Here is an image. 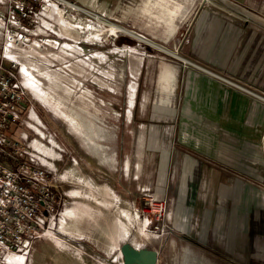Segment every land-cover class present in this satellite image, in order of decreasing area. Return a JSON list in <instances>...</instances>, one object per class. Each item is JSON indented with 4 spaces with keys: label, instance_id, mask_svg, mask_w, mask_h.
Segmentation results:
<instances>
[{
    "label": "rangeland",
    "instance_id": "1",
    "mask_svg": "<svg viewBox=\"0 0 264 264\" xmlns=\"http://www.w3.org/2000/svg\"><path fill=\"white\" fill-rule=\"evenodd\" d=\"M71 3L144 40L66 6L41 16L47 44H29L20 69L24 102L48 137L56 197L10 264H124L127 242L157 251L156 264H264V141L258 148L257 137L226 123L221 102L218 111L196 84L186 87L202 73L195 63L225 69L220 48L235 39L223 33L257 29L264 39V0ZM120 36L134 43L118 44ZM167 65L176 85L159 107ZM217 74L224 80L210 78L224 91L232 80ZM151 200L165 204L156 223ZM67 207L77 211L68 234Z\"/></svg>",
    "mask_w": 264,
    "mask_h": 264
},
{
    "label": "built area",
    "instance_id": "2",
    "mask_svg": "<svg viewBox=\"0 0 264 264\" xmlns=\"http://www.w3.org/2000/svg\"><path fill=\"white\" fill-rule=\"evenodd\" d=\"M60 6L62 0H0V264L25 255L44 214L53 210V161L42 122L24 102L27 72L20 62L29 44L43 50L41 16H62ZM149 205L151 223H156L165 204L151 200Z\"/></svg>",
    "mask_w": 264,
    "mask_h": 264
},
{
    "label": "crops",
    "instance_id": "3",
    "mask_svg": "<svg viewBox=\"0 0 264 264\" xmlns=\"http://www.w3.org/2000/svg\"><path fill=\"white\" fill-rule=\"evenodd\" d=\"M71 1L75 2L76 0ZM78 1L82 5L88 6H90L92 2H95V5H97L98 1L103 4L105 2V0ZM84 10L88 11L86 9ZM98 16L100 15L98 14ZM100 17L104 19L102 16ZM117 26L123 28L120 25ZM123 29L125 30V28ZM260 32L261 31L257 29H239L238 31L223 33L224 35H226L227 38L235 39V41L233 42L227 40L225 42V45L221 46L223 48H220V66H225V69L219 71L213 68V71H209L203 66H199L195 63L196 67L202 70V73L197 74L195 80L196 82L194 81V78H191L187 82L186 86L187 88H194V85L196 84L199 89V92L203 93L205 97L204 103L208 105L214 102L216 105L215 108L218 111H220L219 104L222 103L221 109L223 112V119L227 120L226 123H228V119H230V122L231 124H233V126L236 127L237 125H240V132L248 131V133L250 134V138L252 139H256L257 137V141L259 142V145L257 146L258 148H261L263 146V144L261 145L260 140L262 139V143L264 141V98H262L256 93H252L241 85H237L236 83L242 84L254 92L256 91L264 94V39L259 38V36L262 35ZM130 33L131 32H129L128 35L132 36L133 38L139 37L138 35H136L137 37H134V35ZM138 39L144 40L141 37H139ZM204 71L209 75H205ZM217 73L231 79L233 82L229 80L231 82L229 83L241 90L239 91L238 89L231 87L230 85L226 86V89L223 91L221 85H219L215 80H212L210 78H214L215 76L219 79L224 80ZM175 78L176 71L174 67H172L171 65L163 67L159 77V82L161 83L159 86L160 98L156 102L159 107H167L172 103L173 90L176 85ZM211 88H213L214 91L212 93L209 92L208 94L207 90H211ZM205 93L207 96L205 95ZM251 95L260 99H253ZM186 103L189 104L190 100H186ZM240 119H242V123ZM233 132L237 133L236 131ZM240 132L238 134H240ZM70 176L73 177L74 174L70 173ZM77 193H79V191H77ZM76 213L77 211L73 207H67V209H65L62 213L63 219L61 227L64 233L68 234V231H71L70 229H68V226L66 227V225H68V218L73 219L74 215L76 216ZM32 247L34 248V246ZM33 248L31 249L33 250Z\"/></svg>",
    "mask_w": 264,
    "mask_h": 264
},
{
    "label": "water",
    "instance_id": "4",
    "mask_svg": "<svg viewBox=\"0 0 264 264\" xmlns=\"http://www.w3.org/2000/svg\"><path fill=\"white\" fill-rule=\"evenodd\" d=\"M120 254L124 264H156L157 262V251L146 247L136 248L129 242L121 244Z\"/></svg>",
    "mask_w": 264,
    "mask_h": 264
},
{
    "label": "bare ground",
    "instance_id": "5",
    "mask_svg": "<svg viewBox=\"0 0 264 264\" xmlns=\"http://www.w3.org/2000/svg\"><path fill=\"white\" fill-rule=\"evenodd\" d=\"M62 2L64 3V6H66L68 9H70L71 11H78V12H84V13H86L87 15H89V16H92L95 20H97V21H99V22H101V23H103V24H107V25H110V27H111V30L113 31V32H121V31H123V32H125V33H127V34H129V32H127L128 30H124L123 28H120V27H118L117 25H115V24H112V23H110V22H108L107 20H104V19H102L100 16H98V15H96V14H94V13H90V12H88V11H85L83 8H81L80 6H78L77 4L75 5V4H73V3H71V2H69L68 0H62ZM70 14H71V12H69ZM71 16H72V14H71ZM70 16V17H71ZM73 19V18H72ZM131 34V33H130ZM135 37V36H134ZM137 37V36H136ZM137 38H139V37H137ZM149 42V41H148ZM150 43V42H149ZM177 56V55H176ZM179 59H181L180 57H178ZM183 60H185V59H183ZM185 61H187V60H185ZM17 259H20V258H16V259H12V262L14 261V260H17ZM22 259V258H21Z\"/></svg>",
    "mask_w": 264,
    "mask_h": 264
},
{
    "label": "trees",
    "instance_id": "6",
    "mask_svg": "<svg viewBox=\"0 0 264 264\" xmlns=\"http://www.w3.org/2000/svg\"><path fill=\"white\" fill-rule=\"evenodd\" d=\"M129 42V43H134V42H132V41H130L129 39H126V38H124V37H122V36H120L118 39H117V43L118 44H121L122 42Z\"/></svg>",
    "mask_w": 264,
    "mask_h": 264
}]
</instances>
